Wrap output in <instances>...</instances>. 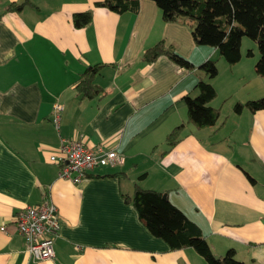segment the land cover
Instances as JSON below:
<instances>
[{
	"label": "crops",
	"instance_id": "obj_1",
	"mask_svg": "<svg viewBox=\"0 0 264 264\" xmlns=\"http://www.w3.org/2000/svg\"><path fill=\"white\" fill-rule=\"evenodd\" d=\"M28 1L6 12L21 0H0V264H206L193 249L170 250L148 232L123 200L136 185L164 193L214 255L232 249L240 262L264 264V110L233 111L264 96L254 47L250 57L240 47L239 62L228 65L195 45L186 25L162 20L151 0L122 14L95 5L102 0ZM88 10L91 23L75 29L71 15ZM159 41L195 67L215 60L217 76L189 72L164 55L142 63V52ZM95 64H104L94 79L103 92L80 98L78 77ZM198 80L216 91L214 126L187 122L182 98L196 94ZM182 123L168 147L167 135ZM66 139L114 149L125 161L73 184L48 160ZM44 200L57 208L60 230L54 257L36 261L12 218Z\"/></svg>",
	"mask_w": 264,
	"mask_h": 264
},
{
	"label": "trees",
	"instance_id": "obj_2",
	"mask_svg": "<svg viewBox=\"0 0 264 264\" xmlns=\"http://www.w3.org/2000/svg\"><path fill=\"white\" fill-rule=\"evenodd\" d=\"M139 0H102L95 5L117 14L136 12ZM166 22H179L191 30L192 39L197 46L215 50L228 64L234 65L241 58V40L247 37L255 42L258 59L254 63V72L264 78V0H151ZM28 0L11 2L5 11H20L29 5ZM92 21L90 10L73 13L72 26L80 29ZM168 57L178 67L189 72L197 68L210 79L217 76L215 60H206L195 67L189 60L178 55L173 47H166L162 41L144 50L140 61L144 64L154 62L160 56ZM246 56H252L247 50ZM104 64L87 66L79 75L74 91L80 98L93 99L100 96L102 88L94 79ZM195 95H185L182 100L186 107L187 122L196 128L214 126L219 119L220 110L209 105L216 96L214 87L203 80L194 85ZM250 112L264 110V97L236 103L234 113L242 109ZM184 124L174 127L167 135V145L171 147L179 139ZM145 174L140 175L142 178ZM164 193L142 189L137 185L130 195L124 194L123 200L136 211L137 217L148 232L168 245L170 250L191 248L198 253L206 264H247L238 261L232 249L217 258L211 252L198 226L190 221L182 211L172 205Z\"/></svg>",
	"mask_w": 264,
	"mask_h": 264
},
{
	"label": "built area",
	"instance_id": "obj_3",
	"mask_svg": "<svg viewBox=\"0 0 264 264\" xmlns=\"http://www.w3.org/2000/svg\"><path fill=\"white\" fill-rule=\"evenodd\" d=\"M60 104L52 105V121L58 126ZM50 163L58 166V176L73 184L79 183L90 173L105 168L122 165L125 158L114 149L91 146L76 139L61 140L56 153L48 157ZM13 223L21 235L25 250L36 261L50 260L54 257V240L60 230L57 208L49 200L26 206L13 216ZM5 232V225H0Z\"/></svg>",
	"mask_w": 264,
	"mask_h": 264
},
{
	"label": "rangeland",
	"instance_id": "obj_4",
	"mask_svg": "<svg viewBox=\"0 0 264 264\" xmlns=\"http://www.w3.org/2000/svg\"><path fill=\"white\" fill-rule=\"evenodd\" d=\"M251 47H254V49H255V51L254 52H256V54H258L257 52V47H256V44H255V42H253L252 40H250L249 38H247V37H243L242 38V40H241V50L242 51H247V50H251L252 48ZM257 59H258V56H256V59H255V61H254V63L257 61ZM264 82V81H263ZM253 83H251L250 85H252ZM250 85H249V87H250ZM262 97H264V96H262ZM259 98H261V97H259ZM258 99V98H257Z\"/></svg>",
	"mask_w": 264,
	"mask_h": 264
},
{
	"label": "water",
	"instance_id": "obj_5",
	"mask_svg": "<svg viewBox=\"0 0 264 264\" xmlns=\"http://www.w3.org/2000/svg\"><path fill=\"white\" fill-rule=\"evenodd\" d=\"M163 196H164V197H166V195H165V194H163ZM215 257L217 258L218 256H216V255H215Z\"/></svg>",
	"mask_w": 264,
	"mask_h": 264
}]
</instances>
